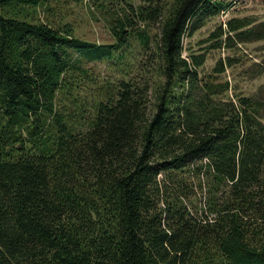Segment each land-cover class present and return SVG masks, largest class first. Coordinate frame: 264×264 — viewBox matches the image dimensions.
Listing matches in <instances>:
<instances>
[{
	"label": "trees",
	"instance_id": "obj_1",
	"mask_svg": "<svg viewBox=\"0 0 264 264\" xmlns=\"http://www.w3.org/2000/svg\"><path fill=\"white\" fill-rule=\"evenodd\" d=\"M51 1L0 0V264H264V83L243 95L240 58L184 45L227 0H70L110 43L37 19Z\"/></svg>",
	"mask_w": 264,
	"mask_h": 264
},
{
	"label": "rangeland",
	"instance_id": "obj_2",
	"mask_svg": "<svg viewBox=\"0 0 264 264\" xmlns=\"http://www.w3.org/2000/svg\"><path fill=\"white\" fill-rule=\"evenodd\" d=\"M227 2L228 9L224 13L207 20L206 24L195 31L191 37L185 36L184 45L195 51L202 52L205 49L208 52L204 65L205 69L212 67L219 58L226 56L240 58L239 63L227 68L225 76L236 87L237 91L243 95H251L257 90L258 86L264 83V73L258 77L250 78L245 70L254 62H264V40L239 44L238 48L234 49H209L208 46L212 41L208 38L216 26L226 19L253 16L257 21H264V0H227ZM36 17L41 21H52L56 24L67 22L73 28L74 34L81 39L98 43L113 41L106 19L86 2L75 3L70 0H52L51 9L46 11L39 9ZM186 53L187 49L184 50L183 55H186ZM103 70V66H96L97 73ZM232 90L230 94H233Z\"/></svg>",
	"mask_w": 264,
	"mask_h": 264
},
{
	"label": "built area",
	"instance_id": "obj_3",
	"mask_svg": "<svg viewBox=\"0 0 264 264\" xmlns=\"http://www.w3.org/2000/svg\"><path fill=\"white\" fill-rule=\"evenodd\" d=\"M225 12V10H223L221 13H224Z\"/></svg>",
	"mask_w": 264,
	"mask_h": 264
}]
</instances>
